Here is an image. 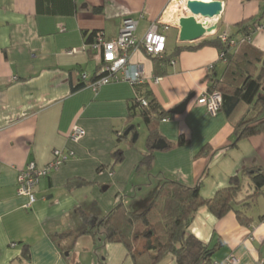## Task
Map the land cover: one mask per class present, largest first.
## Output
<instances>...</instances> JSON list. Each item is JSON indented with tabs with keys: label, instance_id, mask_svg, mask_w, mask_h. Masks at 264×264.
<instances>
[{
	"label": "crops",
	"instance_id": "crops-1",
	"mask_svg": "<svg viewBox=\"0 0 264 264\" xmlns=\"http://www.w3.org/2000/svg\"><path fill=\"white\" fill-rule=\"evenodd\" d=\"M261 3L223 0L220 14L209 20L216 28L201 39L181 42L172 0H0V264H25L19 258L26 246L27 264H133L123 244L83 233L86 223L79 209L95 220L117 203L138 213L165 179L187 186L200 182L201 197L211 198L244 168L264 170V130L231 145L234 136L226 117L221 112L209 115L195 102L208 88V66L218 76L224 68L210 45L182 50L166 66V73L157 76L152 59L143 50L133 52L131 61L141 67L144 83L164 110L194 94L184 113L159 122L166 147L155 150L149 167H137L142 151L129 148L113 165L116 136L127 127L135 95L132 84L117 81L97 90L89 86L71 90L82 82V71L87 80L93 79L101 62L100 55L86 48L84 32L95 30L112 40L121 20L132 17L140 38L160 20L167 24L166 29L162 23L158 26L165 36L164 54L169 55L176 46L227 33L236 23L258 15ZM94 7H101V12H94ZM168 34L173 39L170 46ZM251 44L264 52V28L252 35ZM140 121L135 118L133 124ZM74 124L85 131L76 142L69 139ZM180 135L188 142L175 145ZM206 145L208 151L200 152ZM54 149L72 155L39 181L35 201L27 205L28 198L17 193L18 174L31 161L47 164ZM70 179L86 184L70 188L66 185ZM247 183L240 198L252 192ZM89 184L112 189L104 200L95 199L93 208L82 196L83 186ZM245 213L248 224H241L233 211L220 218L205 206L195 212L187 232L203 244L217 245L211 264L231 253L239 257L238 264H264V192ZM70 230L74 234L54 237ZM159 264L177 263L168 254Z\"/></svg>",
	"mask_w": 264,
	"mask_h": 264
},
{
	"label": "trees",
	"instance_id": "trees-1",
	"mask_svg": "<svg viewBox=\"0 0 264 264\" xmlns=\"http://www.w3.org/2000/svg\"><path fill=\"white\" fill-rule=\"evenodd\" d=\"M260 1L262 3L259 14L233 25L231 30L225 32V42L220 38L221 33H215L195 44L176 46L169 55L163 52L160 56H149L157 76L164 75L166 66L184 49H196L205 45L217 49L220 61L224 62V68L219 76L212 70L213 67L210 68L206 91L215 89L221 93L218 112L226 117L231 126L234 136L231 145H236L239 140L264 130V52L251 44L256 25L261 24L264 28V0ZM93 11L101 12V7H94ZM96 34L95 30L84 32L86 48L89 51L91 49L88 45L95 40ZM230 40H235V46L228 45ZM84 86L85 81L82 80L71 90L76 91ZM133 87L135 95L128 107L127 127L134 125L130 132L132 135L136 131L133 124L135 118H139L145 125L146 149L142 151V158L137 167H149L156 152L151 145L158 139L166 141L158 124L167 119L170 112L159 105L146 83L134 84ZM143 101L146 103L143 104ZM127 139L121 134L116 136L118 145L121 141L128 142ZM131 142L132 140L129 144ZM186 142L188 139L180 135L175 145H183ZM118 145L112 152L113 165L123 159V152ZM206 148L207 145L200 152L206 153ZM245 181H248L252 192L240 198ZM84 184L86 183L82 180L70 179L66 185L73 188ZM263 192L264 170L251 167L244 168L240 174L230 177L228 186L218 189L211 198L201 197L200 182L187 186L177 180L165 179L145 209L138 213L126 209L122 203L115 204L106 215L96 220L90 218L89 213L83 209H79V213L86 223L84 234L102 235L106 242L123 244L133 264H159L168 254L175 258L177 264H211V256L217 245L210 247L203 244L187 232L195 212L205 206L220 218L233 211L241 224H248L249 217L245 211ZM67 234L72 235L74 232L70 230L54 237ZM19 259L25 264L28 263L27 246L23 248Z\"/></svg>",
	"mask_w": 264,
	"mask_h": 264
},
{
	"label": "built area",
	"instance_id": "built-area-1",
	"mask_svg": "<svg viewBox=\"0 0 264 264\" xmlns=\"http://www.w3.org/2000/svg\"><path fill=\"white\" fill-rule=\"evenodd\" d=\"M177 1L182 8L187 11V0H172ZM211 1V0H204ZM223 3V0H220ZM178 21V19H177ZM158 23H162L164 28L167 24L160 22L152 23L147 32L140 38L135 35L137 27L136 18L124 17L121 20L119 33L116 38L112 40H105L101 32H97L95 40L88 45V48L94 54L100 55L101 62L91 80H87V73L81 72L80 78L85 81V86L97 90L99 87L111 82L126 81L132 85L144 82V72L137 64L131 61V56L136 50H143L147 56H160L165 49V36L159 31ZM64 29V28H62ZM263 29L261 24L256 25V31ZM220 38L223 42L227 41L226 33H221ZM235 40L228 42L229 46H235ZM174 61L171 62L173 64ZM212 68V66H208ZM159 78H155V82ZM221 93L218 90L202 92L195 100L199 105L205 106L208 113L216 115L221 104ZM143 104L146 102L143 101ZM85 134L84 129L74 124L71 127L69 139L71 141L80 140ZM72 152L64 151L62 149H54L52 151V159L43 166H37L35 162H29L26 167L20 170L17 177V193L25 195L28 198V204L35 201L34 189L39 181L48 176L52 171L58 169ZM112 175V172H109ZM12 246L14 244H11ZM239 257L231 253L224 258L221 263L215 264H238Z\"/></svg>",
	"mask_w": 264,
	"mask_h": 264
},
{
	"label": "water",
	"instance_id": "water-1",
	"mask_svg": "<svg viewBox=\"0 0 264 264\" xmlns=\"http://www.w3.org/2000/svg\"><path fill=\"white\" fill-rule=\"evenodd\" d=\"M187 15L178 18L179 40L181 42H193L203 38L207 33H210L216 28L214 24L209 22L210 19L218 16L222 10V2L220 0H187L186 2ZM194 94H189L178 105L169 110L172 115L184 113L188 103L193 98ZM134 125L128 126L123 131V136H127ZM132 141L137 138V132H133ZM153 149L162 150L166 147V142L163 139H158L151 145Z\"/></svg>",
	"mask_w": 264,
	"mask_h": 264
},
{
	"label": "rangeland",
	"instance_id": "rangeland-1",
	"mask_svg": "<svg viewBox=\"0 0 264 264\" xmlns=\"http://www.w3.org/2000/svg\"><path fill=\"white\" fill-rule=\"evenodd\" d=\"M177 1H173L171 8L172 10L175 12V17H180V16H184L187 15L188 11H185L181 5H176ZM169 37L167 39V46L172 45L173 39L170 36V34H168ZM201 94V93H200ZM194 98L191 99V101L189 102L188 108L192 105ZM208 113V112H207ZM209 115H211L210 113H208ZM171 116V115H170ZM214 116V115H213ZM137 138L135 141H132L130 144L129 142L132 140V136L131 133H129L126 137L128 138V142L124 143V141H121L119 143V148L121 149V151L123 152V156L124 153L126 151V149H131V152H139V151H144L146 149V145H145V134H146V127H144L145 125L143 124L142 121L139 122V124L137 123ZM102 186L101 184H89L83 187H86L83 192H82V196L86 197V201L88 202L90 207H96L97 205L94 204L95 199H98L99 201L104 200L106 197L110 196V193L112 191V189L109 190H102ZM145 190H143V192H141V195H145ZM101 203V202H98ZM111 208H109L106 212H103L102 215H106L107 212L110 210Z\"/></svg>",
	"mask_w": 264,
	"mask_h": 264
},
{
	"label": "bare ground",
	"instance_id": "bare-ground-1",
	"mask_svg": "<svg viewBox=\"0 0 264 264\" xmlns=\"http://www.w3.org/2000/svg\"><path fill=\"white\" fill-rule=\"evenodd\" d=\"M179 3L178 2H176V5H178ZM172 5V4H171ZM212 32V31H211ZM214 32V31H213Z\"/></svg>",
	"mask_w": 264,
	"mask_h": 264
}]
</instances>
